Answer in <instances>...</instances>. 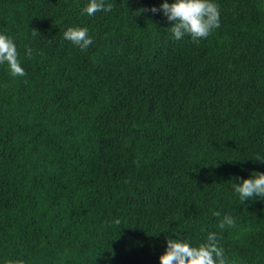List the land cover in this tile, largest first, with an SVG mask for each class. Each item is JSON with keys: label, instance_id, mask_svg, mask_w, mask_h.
I'll use <instances>...</instances> for the list:
<instances>
[{"label": "trees", "instance_id": "16d2710c", "mask_svg": "<svg viewBox=\"0 0 264 264\" xmlns=\"http://www.w3.org/2000/svg\"><path fill=\"white\" fill-rule=\"evenodd\" d=\"M105 2L0 0L26 73L0 64V264H160L167 238L210 232L229 264H264V199L233 188L264 172V0H213L199 44L150 11L164 0Z\"/></svg>", "mask_w": 264, "mask_h": 264}, {"label": "clouds", "instance_id": "9594fccd", "mask_svg": "<svg viewBox=\"0 0 264 264\" xmlns=\"http://www.w3.org/2000/svg\"><path fill=\"white\" fill-rule=\"evenodd\" d=\"M112 8L113 4H106L105 0H89L83 12L93 16L99 11H111ZM146 10L138 9L137 13ZM150 11L163 12L167 20L172 22L169 30L177 40L188 35L193 42L199 44L220 26L219 7L213 0H174L173 3L164 0L160 8L152 7ZM36 32L38 31L35 29L33 34ZM63 38L77 45L82 51L93 43L88 29L83 27H69L63 33ZM18 55L13 39L0 34V64L6 63L13 77L26 75ZM255 160L264 162V156L257 154ZM233 188L242 203L256 197L264 199V172L253 173V178L242 179ZM213 215L219 217L221 213L216 211ZM234 226V218L230 215H225L218 225L220 229ZM160 264H229V261L223 248L218 245L216 234L210 232L206 242L198 246L185 240L167 238V247L160 256Z\"/></svg>", "mask_w": 264, "mask_h": 264}]
</instances>
